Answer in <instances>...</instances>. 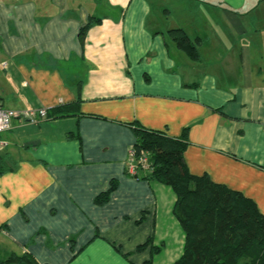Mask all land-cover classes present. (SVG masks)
Wrapping results in <instances>:
<instances>
[{
    "label": "crops",
    "instance_id": "crops-1",
    "mask_svg": "<svg viewBox=\"0 0 264 264\" xmlns=\"http://www.w3.org/2000/svg\"><path fill=\"white\" fill-rule=\"evenodd\" d=\"M0 100L47 112L0 135V260L182 256L174 192L126 172L132 123L169 137L186 128L189 173L242 194L264 217V0H0Z\"/></svg>",
    "mask_w": 264,
    "mask_h": 264
},
{
    "label": "trees",
    "instance_id": "trees-1",
    "mask_svg": "<svg viewBox=\"0 0 264 264\" xmlns=\"http://www.w3.org/2000/svg\"><path fill=\"white\" fill-rule=\"evenodd\" d=\"M89 28H82L80 36ZM178 48L192 60L199 55L181 29L170 31ZM67 112L66 108L54 112ZM49 115V114H48ZM136 154L147 153L150 170L142 178L172 189L176 196L172 214L184 233L182 256L173 264H264V217L242 194L189 173L184 163L187 129L179 137L130 124ZM8 169L0 161V175ZM140 172L135 177H139ZM102 194L98 204L107 201ZM0 264H38L28 253L10 255ZM145 264H150L146 262Z\"/></svg>",
    "mask_w": 264,
    "mask_h": 264
},
{
    "label": "built area",
    "instance_id": "built-area-1",
    "mask_svg": "<svg viewBox=\"0 0 264 264\" xmlns=\"http://www.w3.org/2000/svg\"><path fill=\"white\" fill-rule=\"evenodd\" d=\"M47 115L46 109H36L29 111H13L5 109L0 100V135L7 132L11 128L14 119H21L29 123L35 124L41 119H45ZM8 146V141L0 138V153ZM150 163L147 153L141 155L136 154L133 146L129 149L126 160V172L131 176H136L139 172H148Z\"/></svg>",
    "mask_w": 264,
    "mask_h": 264
}]
</instances>
